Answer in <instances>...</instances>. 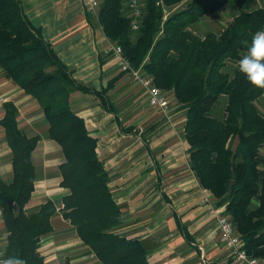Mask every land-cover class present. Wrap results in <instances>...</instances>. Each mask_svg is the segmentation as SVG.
<instances>
[{
	"label": "trees",
	"instance_id": "trees-1",
	"mask_svg": "<svg viewBox=\"0 0 264 264\" xmlns=\"http://www.w3.org/2000/svg\"><path fill=\"white\" fill-rule=\"evenodd\" d=\"M140 1L138 29H132V16L123 0H99L97 23L121 47L130 66L141 68L184 110L183 136L190 168L216 205L223 207L243 248L264 261V156L260 153L264 146V89L252 86L238 70L252 37L264 29V8L251 7L255 0ZM181 2L183 7L163 20V6ZM224 6L236 13L219 32L200 36L188 29ZM0 67L36 99L48 124L46 137L62 150L60 185L69 190L61 201L62 216L100 263L149 264L139 240L115 232L120 208L97 158L96 139L69 104L72 91L89 92L105 110L116 113L106 96L114 80L100 91L77 83L40 29L30 23L20 0H0ZM3 106L0 125L12 163L11 180L0 176V218L7 233L4 261L15 256L25 264H43L38 248L42 236L52 229L50 217L56 205L47 200L34 210L25 208L35 180L31 154L40 136H27L19 129L12 102Z\"/></svg>",
	"mask_w": 264,
	"mask_h": 264
},
{
	"label": "crops",
	"instance_id": "crops-1",
	"mask_svg": "<svg viewBox=\"0 0 264 264\" xmlns=\"http://www.w3.org/2000/svg\"><path fill=\"white\" fill-rule=\"evenodd\" d=\"M20 2L30 23L40 29L77 83L100 91L114 80L106 96L116 113L105 110L89 92L72 91L69 104L96 139L97 158L120 208L115 232L139 240L149 264H237L220 242L212 211L216 199L190 168L188 143L182 133L184 110L178 105L174 110L169 105L166 110L150 107L141 88V94L136 95L130 75L121 74L110 49L115 43L104 35L86 0ZM0 95L4 103L15 105L19 129L27 136H40L31 154L35 180L25 208L34 210L47 200L56 205L50 217L52 229L42 236L38 248L43 264L66 260L71 264H102L62 216L61 201L69 193L60 185L58 171L64 156L60 146L46 137L48 124L43 110L1 67ZM260 153L264 156V146ZM0 176L4 181L12 178L11 149L1 125ZM0 231L4 245L7 233L2 219Z\"/></svg>",
	"mask_w": 264,
	"mask_h": 264
},
{
	"label": "built area",
	"instance_id": "built-area-1",
	"mask_svg": "<svg viewBox=\"0 0 264 264\" xmlns=\"http://www.w3.org/2000/svg\"><path fill=\"white\" fill-rule=\"evenodd\" d=\"M88 9L92 14L97 15V8L99 0H86ZM127 9L131 13L132 21L131 27L136 30L139 27V19L142 15L141 1L140 0H123ZM113 56L117 61V65L121 71L130 75L132 80L140 85L145 91L147 103L152 108L166 110L169 101L166 94L156 87L152 79L146 76L141 68L134 69L130 66L128 60L123 56L122 49L119 45L115 44L110 47ZM4 103V98L0 95V106ZM216 227L220 232V242L224 249L234 259L237 264H264L261 258L255 257L247 253L243 248V242L239 235L234 230V227L228 217L223 213L221 206H215L213 209ZM1 216V210H0ZM4 248L2 239L0 237V264H4Z\"/></svg>",
	"mask_w": 264,
	"mask_h": 264
},
{
	"label": "rangeland",
	"instance_id": "rangeland-1",
	"mask_svg": "<svg viewBox=\"0 0 264 264\" xmlns=\"http://www.w3.org/2000/svg\"><path fill=\"white\" fill-rule=\"evenodd\" d=\"M183 5H184V2L178 3V4H176L174 6H170V7H164L163 6V8H164L163 20L169 14L175 12V10L182 8ZM251 7H262V8H264V0H255V4H252ZM234 13H236V11L234 9L230 8L229 6H224V7L220 8L219 10H217L213 13L205 14L197 23L191 25L188 29L191 30L193 33L200 35V36L205 34V32H207V31L219 32L221 29L225 28L229 24V22L231 21L232 15ZM261 31H264V29ZM112 45H114V44H112ZM146 76H148V75H146ZM149 78H151V77H149ZM131 84L134 86V88L137 89L136 95L139 96L141 94L140 85L138 83H136L134 80H132V78H131ZM164 93L166 94V96L168 95L167 97L169 99V104H168L169 107L171 106L172 109L174 110V107L176 104H175V101H174L172 94L169 95V94H167V92H164ZM223 100L224 99L222 97L220 99V105L218 106V109H221L220 106L222 105ZM182 133H183V131H182ZM0 220H1V218H0ZM0 233H1V231H0Z\"/></svg>",
	"mask_w": 264,
	"mask_h": 264
},
{
	"label": "clouds",
	"instance_id": "clouds-1",
	"mask_svg": "<svg viewBox=\"0 0 264 264\" xmlns=\"http://www.w3.org/2000/svg\"><path fill=\"white\" fill-rule=\"evenodd\" d=\"M238 70L252 86L264 89V31L254 34L246 53L238 61ZM4 264H25V262L11 256Z\"/></svg>",
	"mask_w": 264,
	"mask_h": 264
}]
</instances>
